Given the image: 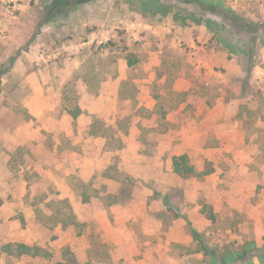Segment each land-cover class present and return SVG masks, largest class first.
Listing matches in <instances>:
<instances>
[{"label": "rangeland", "instance_id": "rangeland-1", "mask_svg": "<svg viewBox=\"0 0 264 264\" xmlns=\"http://www.w3.org/2000/svg\"><path fill=\"white\" fill-rule=\"evenodd\" d=\"M51 4L0 0V264H264V0Z\"/></svg>", "mask_w": 264, "mask_h": 264}, {"label": "trees", "instance_id": "trees-1", "mask_svg": "<svg viewBox=\"0 0 264 264\" xmlns=\"http://www.w3.org/2000/svg\"><path fill=\"white\" fill-rule=\"evenodd\" d=\"M62 4V0H52V4L55 7H58ZM129 64L132 66L136 64V60L131 58L129 59ZM172 168L173 172L184 178V179H190L192 177L197 176V171L193 163L191 162L190 157L188 154H181L174 156L172 158ZM205 174H210L209 171H207ZM211 220H215V215L210 211V215H208ZM4 251L8 253L9 255H17V256H40L42 249L40 247L36 246H29L25 244H18L16 246L12 245H6L4 247ZM58 264H64V263H58Z\"/></svg>", "mask_w": 264, "mask_h": 264}]
</instances>
